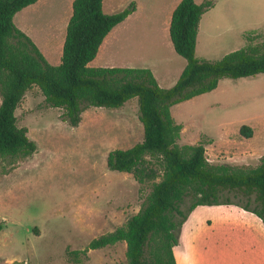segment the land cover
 I'll use <instances>...</instances> for the list:
<instances>
[{"label": "rangeland", "instance_id": "374dc122", "mask_svg": "<svg viewBox=\"0 0 264 264\" xmlns=\"http://www.w3.org/2000/svg\"><path fill=\"white\" fill-rule=\"evenodd\" d=\"M175 1L141 0L138 15L114 27L88 65L148 67L160 87H171L185 60L174 52L161 21ZM71 3L38 0L13 17L52 65L60 63ZM119 3L104 10L116 13L123 7ZM263 43L264 0H213L199 22L195 51L197 57L218 59ZM64 114L46 105L36 85L15 110L17 126L27 130L36 150L0 157V264H126L124 241L83 250L123 226L150 192L151 181L140 183L106 163L110 151L142 140L138 100L119 108L86 106L76 126ZM171 115L182 126L179 146L201 142L210 164L255 167L264 155V73L222 78L214 90L173 105ZM242 125L251 128L250 138L240 134ZM188 204L186 199L181 209ZM254 206L253 197L225 192L220 203L198 206L183 220L177 216L176 264H264V224Z\"/></svg>", "mask_w": 264, "mask_h": 264}, {"label": "trees", "instance_id": "16d2710c", "mask_svg": "<svg viewBox=\"0 0 264 264\" xmlns=\"http://www.w3.org/2000/svg\"><path fill=\"white\" fill-rule=\"evenodd\" d=\"M37 1L0 0V157H25L36 150L15 116L24 93L33 85L41 90L47 106L65 110L63 119L71 126L79 123L86 106L119 108L130 98L138 100L142 140L128 149L110 151L106 163L110 170L132 173L140 183L151 181L150 192L123 226L91 240L84 252L124 241L126 264H176L173 247L181 223L176 217L183 220L198 206L220 203L225 192L253 197L252 211L264 224V155L255 167L210 164L201 142L177 144L182 126L171 115L173 105L214 90L222 78L264 73V43L218 59L197 57L199 22L213 0L200 4L180 0L171 14L169 38L185 66L171 87L162 88L147 67L88 65L106 35L135 10L134 1L108 14L103 0H73L57 65L50 64L13 22L18 11ZM239 132L246 138L252 135L246 125ZM186 199L189 204L184 211L181 206Z\"/></svg>", "mask_w": 264, "mask_h": 264}, {"label": "crops", "instance_id": "0c3cea01", "mask_svg": "<svg viewBox=\"0 0 264 264\" xmlns=\"http://www.w3.org/2000/svg\"><path fill=\"white\" fill-rule=\"evenodd\" d=\"M73 1V0H72ZM128 1L129 0H103V3H102V7H103V11L105 12V13H108V11L107 10H109V11H111L112 9H113V7L116 5V4H118L119 2V4H123L122 6V9L125 7V5H126V2L128 3ZM180 0H176L166 11H165V14H164V16H163V20L161 21V26L162 27H164L165 28V31H166V28L168 27V35H169V23H170V18H171V14H172V11L174 10V8L176 7V5L178 4V2H179ZM121 2H124V3H121ZM135 6H136V8H135V10L131 13V14H129L122 22H120L119 24H117L115 27H117V26H119V25H123L124 23H126V21L128 22L130 19H132L135 15L137 16L138 15V13H139V11H140V9L142 8V6H143V4H142V2H141V0H135ZM104 8H106L107 10L105 11L104 10ZM113 13V11L111 12V13H108V14H112ZM156 17V15L154 14L153 16H152V18L154 19V20H158V19H156L155 18ZM201 20V19H200ZM161 27V28H162ZM108 35V34H107ZM107 35H106V37L104 38V40L106 41V39H107ZM170 39V38H169ZM64 40V39H63ZM103 40V42H102V44L100 45L101 46V48H102V46H103V44H104V41ZM63 42V41H62ZM171 42V41H170ZM63 44V43H62ZM62 44H61V47H62ZM172 45V44H171ZM196 46H197V40H196ZM100 48V47H99ZM100 48V49H101ZM174 50V49H173ZM99 51V50H98ZM175 52V51H174ZM98 53V52H97ZM179 56V55H178ZM98 57V54H96V56H95V58L92 60V61H96V58ZM92 61L91 62H89V64L90 63H92ZM185 66V65H184ZM148 68V67H147ZM184 68V67H183ZM174 70V69H173ZM172 69H169L168 70V75H172V71H173ZM183 70V69H182Z\"/></svg>", "mask_w": 264, "mask_h": 264}]
</instances>
